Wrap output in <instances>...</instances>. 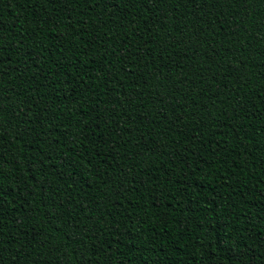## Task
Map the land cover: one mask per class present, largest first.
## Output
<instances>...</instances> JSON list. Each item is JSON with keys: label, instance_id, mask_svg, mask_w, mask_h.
<instances>
[{"label": "trees", "instance_id": "obj_1", "mask_svg": "<svg viewBox=\"0 0 264 264\" xmlns=\"http://www.w3.org/2000/svg\"><path fill=\"white\" fill-rule=\"evenodd\" d=\"M0 264H264V0H0Z\"/></svg>", "mask_w": 264, "mask_h": 264}]
</instances>
